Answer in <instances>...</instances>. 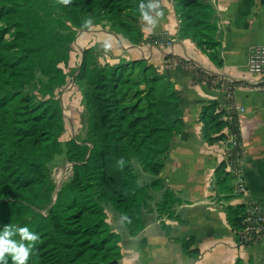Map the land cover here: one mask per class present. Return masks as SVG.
I'll use <instances>...</instances> for the list:
<instances>
[{
  "label": "trees",
  "instance_id": "trees-1",
  "mask_svg": "<svg viewBox=\"0 0 264 264\" xmlns=\"http://www.w3.org/2000/svg\"><path fill=\"white\" fill-rule=\"evenodd\" d=\"M168 1L178 20L175 39H190L221 68L222 30L212 0ZM140 2L0 0V229L27 224L40 234L28 264H120L121 237L109 224L106 207L123 216L132 236L152 220L146 202L149 188H159L160 181L139 184L133 160L152 176L165 166L185 127L181 95L146 59L102 65L96 47L81 55L73 48L77 32L94 25L132 45L142 43ZM89 17L92 25L85 26ZM76 72L90 112L88 139L62 143L65 122L56 95ZM199 121L207 142H227L215 184L230 198L236 159L242 157L236 111L230 104L208 103ZM61 155L72 163V176L56 191L50 165ZM177 201L166 190L157 209L172 216ZM248 208H226L236 234ZM237 236L240 245L253 244Z\"/></svg>",
  "mask_w": 264,
  "mask_h": 264
},
{
  "label": "crops",
  "instance_id": "crops-1",
  "mask_svg": "<svg viewBox=\"0 0 264 264\" xmlns=\"http://www.w3.org/2000/svg\"><path fill=\"white\" fill-rule=\"evenodd\" d=\"M212 4L222 30L221 68L190 39H175L178 20L168 0H160L164 15L157 17L154 27H146L142 18L144 41L139 45L98 25L77 32L75 48L96 47L100 64L146 59L158 74L175 82L181 95L185 127L175 137L165 166L152 176L135 163L139 184L160 181L159 188H149L145 209L152 220L132 236L123 218L115 216L118 227L112 229L121 237L120 264H234L238 259L264 264V236L240 245L226 213L230 205L264 202V77L250 73L247 61L250 50L264 44V0H212ZM154 39L163 43L154 47ZM185 52L231 79L197 73ZM208 103L224 108L230 104L238 118L242 157L230 198L215 184V170L227 159V142L209 143L201 133L199 117ZM240 182L243 191H238ZM166 190L178 199L172 216L157 209Z\"/></svg>",
  "mask_w": 264,
  "mask_h": 264
},
{
  "label": "rangeland",
  "instance_id": "rangeland-1",
  "mask_svg": "<svg viewBox=\"0 0 264 264\" xmlns=\"http://www.w3.org/2000/svg\"><path fill=\"white\" fill-rule=\"evenodd\" d=\"M73 48L80 54L81 49H76L73 43ZM80 61V59H79ZM77 72L71 77H68L65 85L57 93L56 97L62 107L65 122V132L61 136L62 143L70 138H74L78 143L88 139L87 120L90 114L87 99L85 96V88L81 81L76 77ZM138 162L134 159L133 165ZM51 176L55 187L59 189L67 183L72 176V163H65L64 157L57 156L50 165ZM137 173V172H136ZM137 175V180H138ZM139 181V180H138ZM139 183V182H138ZM150 184V183H149ZM149 201V200H148ZM148 201L146 204H148ZM108 213V221H111V227L116 229V215H119L111 207H106ZM45 210H42L44 212ZM123 216H121L122 218Z\"/></svg>",
  "mask_w": 264,
  "mask_h": 264
},
{
  "label": "clouds",
  "instance_id": "clouds-1",
  "mask_svg": "<svg viewBox=\"0 0 264 264\" xmlns=\"http://www.w3.org/2000/svg\"><path fill=\"white\" fill-rule=\"evenodd\" d=\"M67 3L68 0H65ZM160 0H141L139 11L143 20L147 21V26H155L157 17L164 15V10L160 6ZM155 12V15H153ZM92 25V18L85 21V26ZM106 44L105 47H110ZM19 234V239L15 237ZM40 239V234L30 229L27 224L11 225L7 224L0 229V264H9V256L13 264H28L30 257L35 250V243Z\"/></svg>",
  "mask_w": 264,
  "mask_h": 264
},
{
  "label": "built area",
  "instance_id": "built-area-1",
  "mask_svg": "<svg viewBox=\"0 0 264 264\" xmlns=\"http://www.w3.org/2000/svg\"><path fill=\"white\" fill-rule=\"evenodd\" d=\"M162 42L154 39L153 44ZM163 43V42H162ZM248 71L252 74L264 77V44L256 45L248 54ZM235 145V141L231 140ZM236 173L239 171L241 158L236 159ZM228 169H231L230 167ZM241 182L238 185V191H243ZM248 212L243 220V228L237 232L243 243H255L264 236V202H253L248 205Z\"/></svg>",
  "mask_w": 264,
  "mask_h": 264
},
{
  "label": "water",
  "instance_id": "water-1",
  "mask_svg": "<svg viewBox=\"0 0 264 264\" xmlns=\"http://www.w3.org/2000/svg\"><path fill=\"white\" fill-rule=\"evenodd\" d=\"M189 1H196V0H189ZM152 46L156 47L157 45L153 44ZM172 48H173V45H172ZM172 53V50L170 51L169 54ZM185 55L187 56V58L195 65L196 68L208 73L209 75L213 76V77H226V78H230L228 75L222 73V72H217V71H214L213 69H210L208 67H205L203 65H201V63L196 59L194 58L193 56H191L190 54H188L187 52H185ZM231 79V78H230ZM58 189L56 188V191ZM110 264H118V262L116 260L112 261Z\"/></svg>",
  "mask_w": 264,
  "mask_h": 264
}]
</instances>
